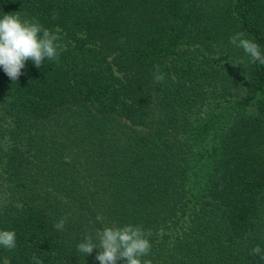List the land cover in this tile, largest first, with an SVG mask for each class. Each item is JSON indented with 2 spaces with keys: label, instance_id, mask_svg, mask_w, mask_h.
<instances>
[{
  "label": "trees",
  "instance_id": "trees-1",
  "mask_svg": "<svg viewBox=\"0 0 264 264\" xmlns=\"http://www.w3.org/2000/svg\"><path fill=\"white\" fill-rule=\"evenodd\" d=\"M16 12L67 50L0 67V264H99L77 244L127 224L152 264H264V65L229 43L264 52V0H0Z\"/></svg>",
  "mask_w": 264,
  "mask_h": 264
},
{
  "label": "clouds",
  "instance_id": "clouds-1",
  "mask_svg": "<svg viewBox=\"0 0 264 264\" xmlns=\"http://www.w3.org/2000/svg\"><path fill=\"white\" fill-rule=\"evenodd\" d=\"M229 43L243 49L250 62L264 65V52L259 44L245 37L243 32H237L229 38ZM67 50V45L61 42L60 35L45 28L39 21L28 20L16 13L0 16V67L14 82L22 75L26 62L32 61L40 68L45 60L58 61L60 54ZM154 81L161 83L165 74L155 66ZM97 220H102L97 216ZM67 218H61L54 225L58 231H63ZM151 230H145L140 225L105 226L93 234H85L77 244V251L89 256L98 249L95 259L99 264H152L151 260L143 259L150 254ZM0 247L12 250L16 247L14 230H0ZM253 255L264 261V249L259 245L252 249ZM34 264L43 262L33 255Z\"/></svg>",
  "mask_w": 264,
  "mask_h": 264
}]
</instances>
